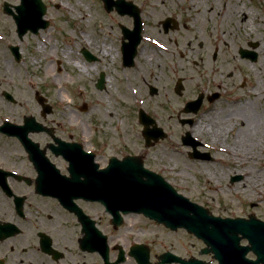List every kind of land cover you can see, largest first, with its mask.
Segmentation results:
<instances>
[{"label":"rangeland","instance_id":"obj_1","mask_svg":"<svg viewBox=\"0 0 264 264\" xmlns=\"http://www.w3.org/2000/svg\"><path fill=\"white\" fill-rule=\"evenodd\" d=\"M42 1L47 6L45 18L50 22L49 27L38 35L28 33L19 41L13 20L4 15L2 6L4 2L18 5L20 0H0V120L33 116L36 120H54L67 132L71 128L81 130L85 125L95 138L116 144L119 153L125 150L138 153L145 151L142 126L137 119L138 102L144 100V108L152 116L156 113L162 117L156 116L155 121L168 134L150 150V159L165 171L167 179L180 193L217 216L254 215L264 219V120L261 117L264 91L254 101L256 94L251 87L255 81H264L260 75L264 72L260 66L262 62L264 65L263 0H239L240 5L245 3L248 11L263 19L259 35L250 36H244L242 29L235 30L233 18L225 20L224 33H221L223 10L235 0H145L148 39L142 43L135 65L129 68L121 65L122 34L118 28V24L129 27V17L114 11L107 13L100 0ZM131 1L141 3V0ZM166 17L174 18L179 27L164 33L158 23ZM222 35L226 36L225 40ZM153 37L165 44L168 51L151 45ZM249 43L257 45L251 47ZM9 45L20 46L23 58L20 63L14 61ZM108 48L110 54L105 52L110 51ZM240 48L258 50L256 60L241 59ZM82 49L90 51L97 60L87 62ZM216 49L217 55L213 58ZM149 55L150 71L148 68L137 71ZM238 58L249 66L239 63ZM52 62L54 73L48 75L46 67ZM74 63L85 66L80 84L84 96L63 91L65 100H61L58 93L62 85L78 82L74 78ZM260 70L262 73L258 75ZM101 72L105 74V87L98 90L95 84ZM182 74L194 76L195 85L188 87L187 81L179 78ZM178 79L184 88L182 97L172 90ZM212 81L223 84L218 90L222 98L204 107L194 118L192 127L181 126L175 114L183 108V101L193 98L200 90L216 91ZM148 84L157 88V95L150 96ZM2 91L11 93L17 104L5 102ZM36 93L44 96L52 108V114L45 119L40 115ZM254 102L256 108L247 110L246 106ZM84 104L86 110L81 111ZM247 120H255L249 129H246ZM186 131L205 144L202 150L210 152L211 161L188 158L190 149L180 141ZM231 152L237 156L233 157ZM246 157L247 162L239 168L238 161ZM250 170L259 179L246 191V179L251 176L246 171ZM239 175L241 180L230 183L231 177ZM127 221L128 226L110 233L114 240L119 239L111 242L127 249L138 239L149 247L152 262L164 251L183 258L198 257L202 248L201 242L183 230L173 233L142 217ZM135 228L140 230L139 234ZM126 264L135 263L128 259Z\"/></svg>","mask_w":264,"mask_h":264},{"label":"flooded vegetation","instance_id":"obj_2","mask_svg":"<svg viewBox=\"0 0 264 264\" xmlns=\"http://www.w3.org/2000/svg\"><path fill=\"white\" fill-rule=\"evenodd\" d=\"M140 2L135 3L140 8L142 19V40L138 50L146 33L144 17L147 5L145 0ZM130 22L129 29L133 26L132 18ZM216 55L217 49L213 58ZM212 93L200 90L189 99L203 94L202 111ZM174 94L182 97L183 92ZM143 102L140 101L141 104ZM177 113L175 119L181 120V110ZM156 116L153 117L156 119ZM2 119L0 124L8 121L20 126L23 123V120ZM36 121L48 132L29 134L38 148L32 157L19 138L0 132V264H103L99 250L87 251L80 245L83 236L80 219L87 220L90 231L104 232L110 241H114L110 233L116 229L110 223L111 216L97 200L93 188L100 183L97 182L100 171L111 158L121 160L134 153L126 150L119 153L116 144L95 138L85 125L81 130L71 128L67 132L60 129L54 120ZM77 145L83 152L73 148ZM135 154L147 167L155 165L150 159V151ZM136 217L127 215L125 218L133 221ZM132 225L129 226L131 231ZM7 226L11 227L6 230ZM134 231L140 232L136 228ZM108 258L110 262L116 261L117 251L110 248Z\"/></svg>","mask_w":264,"mask_h":264},{"label":"water","instance_id":"obj_3","mask_svg":"<svg viewBox=\"0 0 264 264\" xmlns=\"http://www.w3.org/2000/svg\"><path fill=\"white\" fill-rule=\"evenodd\" d=\"M21 5L15 9V15L9 8L8 4L4 5L6 13L11 14L16 22L17 33L21 38L27 30L37 33L39 28H45L47 22L42 17L45 14V7L40 0H21ZM107 11H111L113 5L116 6L120 14H131L130 3H124L123 0H103ZM135 32L139 33L140 23L138 16L136 17ZM139 38L132 40L129 44L124 45V60L131 64L135 56V48ZM17 54V48H11ZM244 55L251 57L253 54L244 52ZM254 58V56H252ZM103 83V75L99 80V86ZM181 86L177 87V91ZM39 103L42 104L43 99L37 97ZM201 99L197 100L190 106L198 109ZM195 111V110H194ZM33 120V119H26ZM144 125L143 136L146 142L152 137L157 140L163 138L164 134L160 129L154 127L152 130L149 126L154 124L153 120H140ZM191 120L189 121V123ZM37 131L39 129L34 128ZM184 143L187 144V140ZM148 144V143H147ZM132 159V158H131ZM150 187V188H149ZM147 191V192H146ZM148 201L144 203H134L132 209L142 212L145 215L155 219L158 223H163L167 227L176 229L178 227L185 228L188 232L193 233L199 239L209 246L204 253L211 252L219 264H264V223L250 217L249 220L243 219H217L208 216L203 208L190 203L187 199L179 196L176 192L162 179L150 176V186L145 189ZM241 235V238L238 237ZM241 239H247L250 247H241L239 242ZM102 250L105 252L104 242H102ZM252 251L256 255V260L251 261L245 258L246 254ZM143 261L147 263V256L143 257ZM183 264H187L184 263Z\"/></svg>","mask_w":264,"mask_h":264},{"label":"bare ground","instance_id":"obj_4","mask_svg":"<svg viewBox=\"0 0 264 264\" xmlns=\"http://www.w3.org/2000/svg\"><path fill=\"white\" fill-rule=\"evenodd\" d=\"M264 1V0H263ZM240 2L239 0H235L232 5L228 6V8L226 7L223 11H224V15L222 16L221 18V24H220V27H221V33H224L222 30H223V27H224V24H225V20L226 19H230V18H233L235 21V30L237 29H242L243 31V35L244 36H250V35H254V34H257L259 35V31L260 29L263 27V24H262V21L263 19H260L258 18L255 14L251 13L250 11H248L246 9V5L245 3L240 5ZM198 11V8L196 9ZM248 13H247V12ZM222 38L223 40L226 39V36L225 35H222ZM86 39V38H85ZM154 43L156 45H158V40H154ZM108 50H110L108 48ZM105 52L107 54H110L111 50L110 51H107L105 50ZM256 53H259L258 50L255 51ZM234 59H237V57H234ZM239 59V58H238ZM151 55L147 56L143 63L141 64V66L139 67L138 71L142 72L143 70H145V68H148V71H150L151 69ZM239 61H241L239 59ZM243 65H247L249 66L246 62L244 61H241L239 62ZM263 63V62H262ZM260 63V66L261 68L263 69L264 65ZM80 64V63H79ZM78 63H74L73 66H74V73L76 76H74L75 80L78 81V82H73L70 86V85H62V89L61 91H59L58 93V97L59 99L63 100L65 99V93L64 92H67L69 94V91H70V94L71 95H78L79 97H83L84 96V92L83 90L80 89V84L82 83V77H83V74L85 73L84 71V67L85 66H81L79 65ZM46 73L48 75H53L54 73V64L53 62L50 63L47 67H46ZM262 73L261 70L259 71L258 75ZM262 76H264V72L262 74H260ZM182 77L184 78H187L188 81H187V86L188 87H191V86H194L195 85V82L193 81V77L194 76H191V75H184L182 74ZM81 80V81H80ZM60 81V80H58ZM217 81H212V84L213 86L215 87H218V88H221L223 86V84L217 82ZM75 85H78V86H75ZM252 90L253 92L256 94L255 96V100L254 101H258L260 99V95L259 93H263L264 91V81H255L252 85ZM66 91H65V90ZM68 90V91H67ZM64 91V92H63ZM67 97V96H66ZM253 105V106H252ZM256 104L254 102V104H250V106H246V109L248 110H252V108H256ZM248 107V108H247ZM259 108V107H258ZM261 117L262 119L264 120V109L261 110ZM253 117V114L250 116V119ZM259 119V118H258ZM252 123H255V120H247L245 121V124H246V129H249L250 128V124ZM248 131V130H247ZM231 154L233 155V157H236V153L234 152H231ZM247 159L248 157L246 158H243L242 160L238 161L239 163V168L243 166V164H245L247 162ZM251 174V176H249L246 180H247V183L245 184V187H246V191L249 190V188H252L254 186L253 184V181L255 180H258L259 178L258 177H255L254 176V173H252V171H246V174ZM253 176V177H252Z\"/></svg>","mask_w":264,"mask_h":264}]
</instances>
